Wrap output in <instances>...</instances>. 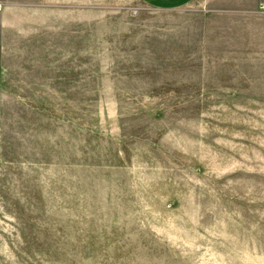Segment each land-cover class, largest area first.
I'll return each mask as SVG.
<instances>
[{"label":"rangeland","instance_id":"obj_1","mask_svg":"<svg viewBox=\"0 0 264 264\" xmlns=\"http://www.w3.org/2000/svg\"><path fill=\"white\" fill-rule=\"evenodd\" d=\"M264 0H0V264H264Z\"/></svg>","mask_w":264,"mask_h":264},{"label":"crops","instance_id":"obj_2","mask_svg":"<svg viewBox=\"0 0 264 264\" xmlns=\"http://www.w3.org/2000/svg\"><path fill=\"white\" fill-rule=\"evenodd\" d=\"M144 5L161 11L181 9L192 4L196 0H139Z\"/></svg>","mask_w":264,"mask_h":264},{"label":"built area","instance_id":"obj_3","mask_svg":"<svg viewBox=\"0 0 264 264\" xmlns=\"http://www.w3.org/2000/svg\"><path fill=\"white\" fill-rule=\"evenodd\" d=\"M264 8V7H263ZM264 10V9H263Z\"/></svg>","mask_w":264,"mask_h":264}]
</instances>
